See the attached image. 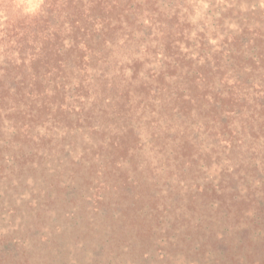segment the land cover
I'll return each mask as SVG.
<instances>
[{"label":"trees","instance_id":"1","mask_svg":"<svg viewBox=\"0 0 264 264\" xmlns=\"http://www.w3.org/2000/svg\"><path fill=\"white\" fill-rule=\"evenodd\" d=\"M27 2L0 0V130L11 122L15 140L30 148L45 142L43 130L87 135L92 152L81 154L74 170L79 187L93 189L82 209L90 204L107 214L112 243L128 238L145 254L160 237L170 246L176 237L177 245L197 241L203 256L264 264L262 28L229 33L200 58L178 3L17 6ZM145 116L161 127L150 145L170 151L157 168L146 157ZM202 129L213 133L210 146ZM213 167L220 168L217 182L183 186L188 175ZM70 188L59 184L54 199L77 205L80 192ZM0 241V264H7L13 245Z\"/></svg>","mask_w":264,"mask_h":264},{"label":"rangeland","instance_id":"2","mask_svg":"<svg viewBox=\"0 0 264 264\" xmlns=\"http://www.w3.org/2000/svg\"><path fill=\"white\" fill-rule=\"evenodd\" d=\"M165 1L180 4L183 14L190 18L191 39L200 58L213 54L227 34L241 32L246 26H259L264 32V0ZM4 29L0 21V31ZM156 59L158 63L163 61L162 55ZM141 124L144 136L149 137L144 142L146 157L153 168L160 167L159 161L170 151L150 145V137L161 127L148 116ZM212 134L211 129L200 130L205 146H210ZM41 136L45 142L37 139L40 146L30 148L15 140L11 122L0 130V239L8 237L14 251L7 264H231L222 255H201L197 241L177 245L176 237L171 246L159 243L166 240L160 237L145 254L141 248H134L128 238L116 240L118 245L116 241L112 243L107 214L93 212L90 204L82 209L81 200L88 196L85 192L93 189L91 185L79 187L81 181L74 170L81 154L92 152L87 135L80 131L43 130ZM166 141L162 142L163 148ZM222 154L221 164L228 158V154ZM219 174V167L202 169L185 177L182 184L217 182ZM59 184L71 185L69 191L80 192L77 205L64 198L54 199ZM2 246L0 241V249Z\"/></svg>","mask_w":264,"mask_h":264},{"label":"clouds","instance_id":"3","mask_svg":"<svg viewBox=\"0 0 264 264\" xmlns=\"http://www.w3.org/2000/svg\"><path fill=\"white\" fill-rule=\"evenodd\" d=\"M18 7H24L25 12H33L37 8V4L34 2V0H28L27 5L24 4H18Z\"/></svg>","mask_w":264,"mask_h":264}]
</instances>
